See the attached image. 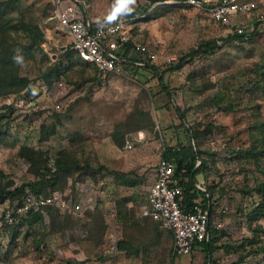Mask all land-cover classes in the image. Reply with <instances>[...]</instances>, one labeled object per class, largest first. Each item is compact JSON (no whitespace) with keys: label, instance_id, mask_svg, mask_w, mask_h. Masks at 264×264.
I'll return each mask as SVG.
<instances>
[{"label":"rangeland","instance_id":"obj_1","mask_svg":"<svg viewBox=\"0 0 264 264\" xmlns=\"http://www.w3.org/2000/svg\"><path fill=\"white\" fill-rule=\"evenodd\" d=\"M80 1L96 22L134 16L133 35L150 54L144 66L99 78L91 67L70 65L75 59L50 0H0V32L19 50L0 69V80L14 77L12 85L0 81V190L48 176L45 168L52 173L61 160L72 168L44 190L82 206L17 230L1 221L0 264H264V194L257 191L264 188V25L253 39L223 43L234 30L178 0ZM30 25L39 27L41 42L31 41ZM56 61L63 72L48 90L43 76ZM60 80L65 86L56 90ZM17 82L26 85L15 91ZM188 145L200 151L197 166L205 168L196 181L218 200L214 221L222 223L217 236L211 231L208 261L198 245L173 255L171 235L140 217L162 151Z\"/></svg>","mask_w":264,"mask_h":264},{"label":"built area","instance_id":"obj_2","mask_svg":"<svg viewBox=\"0 0 264 264\" xmlns=\"http://www.w3.org/2000/svg\"><path fill=\"white\" fill-rule=\"evenodd\" d=\"M188 7H194L209 19L224 27H230L236 34L251 32L255 22L264 23V0H181ZM53 18L70 37L69 48L81 62L94 69L99 78L120 74L124 65L144 66V55L150 54L146 44L133 35L131 26L134 16H119L103 22L93 21L87 13L86 5L80 0H50ZM250 19L239 23L240 17ZM253 18H251V17ZM260 25V24H259ZM126 52L127 57L122 58ZM143 56V57H141ZM154 55H149V58ZM65 85L59 81L56 90ZM45 89L46 86L44 85ZM59 99V95L58 98ZM58 101V100H55ZM20 104L25 103L22 98ZM58 109L59 104H52ZM137 141L145 138L144 131L135 135ZM132 149V144L127 145ZM145 204L140 217L149 218L172 235V254L187 255L196 245L208 240L210 232V212L202 204L186 210L182 203V187L175 177L172 161L160 158L153 174L152 182L145 189ZM0 202V222L7 227L23 222L44 206H55L61 212L82 211L81 203H72L56 191L48 197L26 195L20 202L11 204ZM224 213L225 210H222ZM45 217L46 214H43ZM220 227V223H216ZM207 264H212L208 261Z\"/></svg>","mask_w":264,"mask_h":264},{"label":"trees","instance_id":"obj_3","mask_svg":"<svg viewBox=\"0 0 264 264\" xmlns=\"http://www.w3.org/2000/svg\"><path fill=\"white\" fill-rule=\"evenodd\" d=\"M164 0H154L152 2V5L159 2H163ZM163 4V3H161ZM155 7V9H157L158 7ZM149 7L143 9V12H147V9ZM149 11V9H148ZM140 18V17H139ZM262 22H255L254 26H253V30L251 32L248 33H244V34H236V33H232L231 35H228L226 38L221 39V41L223 43H231V42H235L238 40H244V39H253L257 33H258V25L261 24ZM29 28H31L34 32L33 37L31 38V41H33V44L39 43L42 40V33L39 29L38 26L36 25H30L28 26ZM1 31V30H0ZM218 40H213L211 42L208 43H202L198 48L199 49H209L211 46H215L217 44ZM29 49L32 47L31 45L28 46ZM23 49H26V47H22ZM197 48V49H198ZM197 49L193 48L191 49L186 55L182 56L178 62L173 65L172 67H170L171 71H177L179 69H181L187 58L191 57L196 51ZM22 53L24 51H21ZM17 54H19V50L17 51L14 46H12L10 43L5 41V38L3 36V34L0 32V69L1 67L6 66L7 63H9ZM69 54L73 55L74 59H69L70 61V65L78 62L80 65L84 66V67H89L86 63L81 62L77 57H75L74 53L70 50L69 48ZM68 55V53L64 52L63 53V57H66ZM126 52L122 55V58H126ZM129 67H137V66H132V65H124V68H129ZM153 69H155V67H153ZM63 72L62 70V66L61 64L56 61V63L53 65V67L49 68L47 70V72L44 74L43 76V83L45 86H47L48 90H51L50 88H52V76H55L56 78H59L61 73ZM14 79V77L12 76H7V79H1L0 81L3 82L4 84H10L12 85L13 82L12 80ZM159 80L163 81V77L162 75H159ZM61 81V80H60ZM59 82V81H58ZM57 82V83H58ZM56 83V84H57ZM25 82L20 83L17 82V87L18 90H21L22 88L25 87ZM57 86V85H56ZM11 90V89H10ZM167 90V89H165ZM15 91H8V92H15ZM30 93L32 92H26L24 95L28 96L30 95ZM22 95V96H23ZM10 108V106H9ZM176 110L179 112V109L175 106ZM179 118L181 119V125L184 124V115L182 113L179 114ZM210 128V126H209ZM49 132L46 131V133L43 135L42 139L43 140H47L48 136H49ZM200 133L197 131L193 132V137L194 139H197V137H199ZM114 143L117 146H121L120 141H118L117 139H114ZM197 145V144H196ZM192 146V145H188L187 147H166L162 153H161V158L164 159H168L170 161H172L175 165V177L178 178L180 180L181 183V187H182V197H183V205H185V209L189 210V208L192 206L193 201L199 197H201L202 202H207L208 197L206 196V193H209L211 197H213L212 193L206 189V192H201L200 190H197L195 188V182H196V177L203 171V169L205 168L204 166V162L201 161V164L199 166H197V160H199V154L200 151L197 149V146ZM249 154L254 153L253 151H248ZM52 161V160H51ZM74 168H79V165L74 163L73 164ZM85 167L88 168V166L86 165ZM72 168V165L67 164L62 162L61 160H58V162L56 163L55 169L54 171L51 173L50 169L45 168L47 175H42L41 179L34 181V182H30V183H26L20 187H16L13 190H7V189H3L0 190V202L5 201V200H9V202L11 204L21 201L26 195L28 194H32V195H41L43 197H48L49 195H51L52 193L58 191V190H54V191H49V192H45L44 188L47 187H51L52 189H54L57 184H58V174H60L61 172L70 170ZM106 168L104 166H99L98 170L102 171L105 170ZM27 187V189L25 188ZM258 193L264 194V188L263 187H258L257 189ZM204 206H206V204H204ZM51 211H59L58 208H56L55 206H44L42 207V209L38 212H34L32 213L30 216H28L23 222L13 225L11 227H15V229L17 230L19 227H25V225H29L32 226L33 224L37 223V222H41L44 219L43 214L48 215L49 213H51ZM213 213V210L210 209V214ZM148 219L150 221H152L149 218H145ZM159 227V226H158ZM161 229V228H160ZM162 231H166L161 229ZM211 231H213L214 237L217 236V231H215L214 229L210 228V236H211ZM171 235V233H169ZM172 237V235H171ZM213 237V238H214ZM211 237L209 238V240L199 244L198 246L202 247L203 250L205 251V258L208 261V258L210 257V249L213 245Z\"/></svg>","mask_w":264,"mask_h":264},{"label":"crops","instance_id":"obj_4","mask_svg":"<svg viewBox=\"0 0 264 264\" xmlns=\"http://www.w3.org/2000/svg\"><path fill=\"white\" fill-rule=\"evenodd\" d=\"M52 15H53V13H52ZM52 18H53V16H52ZM91 18V17H90ZM54 19V18H53ZM92 19V18H91ZM56 20V19H55ZM94 21V20H93ZM96 22V21H95ZM263 25H264V23H262ZM59 25V24H58ZM59 28L61 29V30H63V32H65V35L67 36V39H68V44H69V42H70V37H69V34L67 33V31L64 29V28H62L60 25H59ZM62 49H64V48H62ZM197 180V179H196ZM195 188L197 189V190H200L201 192H206V189L203 187V182H200V183H197V181L195 182ZM206 196L208 197V200H207V202H202V199H201V197H199V198H197V199H195L194 201H193V203L194 204H192V206L189 208V209H191L194 205H196V204H202V206L204 207V208H206V209H208L209 210V212H210V209H212L213 210V213H211L210 214V228H212V229H214L215 231H217L218 229H220L221 227H222V225L220 226V227H217L216 226V222L214 221V217L215 216H217V215H215V213L217 212V203H218V200L213 196V197H211L210 196V194L209 193H206ZM182 203H183V197H182ZM204 204H206V206H204ZM184 207H185V205H183ZM186 208V207H185ZM186 209H188V208H186ZM222 210H225V212L224 213H226L227 212V210H228V208L226 207V206H223V207H221L220 208V212L221 213H223L222 212ZM215 215V216H214ZM141 218H143V217H141ZM143 219H145V218H143ZM153 222V221H152ZM155 223V222H154ZM217 223H219V222H217ZM156 225H158L157 223H155ZM220 224H222V223H220ZM158 229L161 231V232H164V233H171L170 231H162L161 229H160V227H158ZM211 236H210V232H209V236H208V240H209V238H210ZM171 249H172V245H171ZM194 250V249H193ZM193 250H192V252H193Z\"/></svg>","mask_w":264,"mask_h":264}]
</instances>
